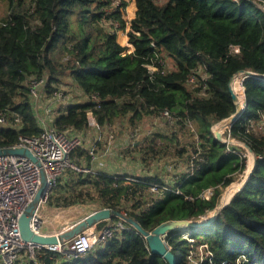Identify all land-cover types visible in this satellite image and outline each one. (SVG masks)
<instances>
[{"label": "trees", "instance_id": "16d2710c", "mask_svg": "<svg viewBox=\"0 0 264 264\" xmlns=\"http://www.w3.org/2000/svg\"><path fill=\"white\" fill-rule=\"evenodd\" d=\"M255 1L264 4V0H136L127 31L134 50L124 52L117 31L127 27L125 0H8L5 24L0 23V111L7 116V123L0 124V146L43 129L27 84L31 75H47L50 96L70 74L89 97L56 114L52 125L58 129H86L89 111L100 125L127 116L136 125L145 115L169 108L178 121L196 124L198 143L187 171L169 181L159 174L69 168L48 202L58 207L95 201L99 207L125 210L147 231L164 221L199 219L216 209L226 186L246 165L245 157L215 137L212 125L236 111L229 89L235 72L249 68L264 76V9ZM120 39L125 42L124 36ZM232 44L239 46L238 52L231 51ZM163 55L174 62L165 71L159 61ZM200 62L210 74L207 96L195 95L185 84L188 72ZM148 64L158 69L150 71ZM244 85L246 107L233 121L231 134L248 141L259 154L264 134L249 125L264 114V78L250 75ZM96 90L99 102L91 97ZM90 157L82 144L71 154L79 166L85 161L88 166ZM153 184L159 191L151 190ZM208 188L212 192L205 197L202 193ZM117 219L115 215L97 225ZM127 226L104 249L70 261L44 249L38 251L37 263L27 264H168L150 250L143 234L131 223ZM187 229L194 243L183 237L181 228L165 236L178 264H191L189 255L201 244L210 250L201 264H210V259L216 264L226 259L233 264H264V156L213 222Z\"/></svg>", "mask_w": 264, "mask_h": 264}, {"label": "built area", "instance_id": "2783aa9c", "mask_svg": "<svg viewBox=\"0 0 264 264\" xmlns=\"http://www.w3.org/2000/svg\"><path fill=\"white\" fill-rule=\"evenodd\" d=\"M4 23V21L0 22ZM232 52H238L239 46L231 45ZM163 65L162 71H165V60L163 57L159 58ZM147 67L150 71L157 70L158 67L153 64H148ZM245 72L238 71L234 77L232 88L237 94V100L234 101L240 106L241 114L246 107V88L244 81L250 75H257L264 78L263 75L257 74L251 69H244ZM210 74L207 70L205 62H200L195 67L191 68L185 78V84L188 89L195 95L207 96L208 78ZM27 84L36 114L42 125V131L37 134H20L18 141L9 146L14 147H28L35 160L25 154L5 153L0 154V260L2 264H27L30 261L38 262V251L47 249L54 252L62 253L65 257L77 258L86 254L89 250L97 244H106L115 236L116 232L128 228L127 220L123 217L114 222L105 223L99 227L97 223L89 226L81 232L75 234L70 239L61 241L59 235L65 230L74 226L81 218H84L89 213L81 218L76 217L72 223H64L60 228L51 226L53 223H43L42 208L44 205L50 206L48 199L53 189L58 183L59 178L63 173L73 168L78 171L93 172L92 168L88 166H79L71 159V154L74 149L83 144V136L74 130L58 129L49 121V115L53 111L52 108L56 103H68L64 100L65 94L60 91L59 87L52 95H47L48 77L47 75H31ZM45 94L47 97L46 103L40 109L41 95ZM91 97L94 101H101L100 93L96 90L93 91ZM150 108H155L150 105ZM236 112V111H235ZM232 113V114H235ZM240 114V115H241ZM162 117L169 120L173 119V112L169 108H164L160 111ZM19 118L17 117L16 120ZM7 123V116L0 111V124ZM233 121L230 116L223 118L212 125V130L219 129L222 133V141L228 143L229 149L238 151L243 157L248 156V153H254V159L262 158L264 150L256 154L248 141L239 139V145L233 143L235 137L231 134V125ZM264 124V114L260 120L252 121L249 129H261ZM100 124L96 120L94 114L88 112V125L100 129ZM255 132V131H254ZM138 130H132L131 136L136 137ZM224 135L226 137H224ZM237 149H236V148ZM243 148L245 151H243ZM42 172L46 174V184L43 188L42 196L36 205L35 211L30 218V227L36 233L45 236H57L58 241L55 243H39L32 240H26L21 233L20 217L25 211L26 207L33 200L37 191L42 184ZM234 182V181H233ZM151 190L159 191V186L156 184L151 185ZM178 191V190H177ZM212 192V188L203 191V195L208 197ZM71 206H79L73 204ZM51 207V206H50ZM53 207V206H52ZM60 207V206H59ZM63 208V207H60ZM122 213L127 216V212L122 210ZM109 219V218H107ZM104 220V219H102ZM100 228V232L98 231ZM182 235L192 243L195 239L187 228L182 229ZM202 254L199 260L194 259L193 251L189 255V262L191 264H201L206 256H209L210 250L208 244H201L199 246ZM210 264H216L211 259ZM219 264H233L229 260H223Z\"/></svg>", "mask_w": 264, "mask_h": 264}, {"label": "rangeland", "instance_id": "374dc122", "mask_svg": "<svg viewBox=\"0 0 264 264\" xmlns=\"http://www.w3.org/2000/svg\"><path fill=\"white\" fill-rule=\"evenodd\" d=\"M117 2L119 0H116ZM127 2V6L123 11V15L126 19V21H130L131 25V20H129L130 17L133 15L131 14L130 8H133V3L135 0H125ZM257 5L262 7L264 9V4L260 3L259 1H255ZM8 0H0V22L3 21V17H5L8 14ZM132 15V16H131ZM130 25L127 23V29H130ZM127 29H119L117 31V37L118 41L120 43H124L120 38L121 36H127V42L132 44L129 41V36L127 34ZM126 42V41H125ZM127 42H126V49L125 51H132L127 47ZM163 58L165 60V68H172L174 66L173 59L171 57H168L163 55ZM59 89L60 91L63 92V95L65 94L64 100L67 99V101H71L72 103H83L89 99L86 93H84L83 89L74 81L72 76L68 74L64 80L59 84ZM48 95V92H47ZM40 99V104L44 100H47V97L45 94L41 95ZM60 103H56V106H54L53 111L49 115V119L52 121L54 120L56 114L58 113V110L61 106ZM127 117H119L116 122H118V125L115 127L117 131H122L123 129L126 128V125H123V121L127 120ZM129 121V119H128ZM128 129H137L139 134H146L147 131L148 133L152 132V134L156 135L153 140L147 139L146 137L144 138L143 142L140 144V147L138 150H136V153L140 152L141 155L143 156V162L147 166H151L152 162H156L155 160L157 159L158 161H163V163H167L169 165L173 164V167H178L180 165H185L189 166L192 164L191 160V152L193 151V148L196 147L197 145V140H196V124L193 121H178V117L173 115V119L169 120L166 117H162L160 114H148L145 115L136 125H132L129 123ZM120 128V129H119ZM114 128H112L113 130ZM257 134H264V124L261 129L254 130ZM151 134V133H150ZM224 137H226L224 135ZM236 145L240 144V140L237 138H232ZM134 142V140H132ZM150 145H154L155 149L157 152L153 154L152 147ZM127 154H132L134 149H132V143L129 144V147L123 150ZM243 151L245 149L243 148ZM254 155V153H248V156H246V165L245 168L241 171L238 172L235 175V180L234 182L238 185H240L241 182H243L244 178L246 177V171L250 169L251 164V156ZM253 157V156H252ZM145 158V159H144ZM162 159V160H160ZM254 161V157H253ZM149 168L151 169L152 167ZM65 173V172H64ZM64 173L62 176H64ZM240 181V182H239ZM230 185V184H229ZM227 187V186H226ZM239 187V186H238ZM226 189V188H225ZM224 189V191H225ZM224 191L221 195V198L223 197ZM220 198V200H221ZM82 205V207L77 208V209H67L66 207L64 208H59L63 212H70L69 219H75L76 217L79 216L80 212H84L85 209H94L96 207H99L95 201H88L86 204H78ZM48 206V205H47ZM44 205V208L47 207ZM50 208V206H48ZM73 207V206H72ZM48 210V208H46ZM73 212V213H72ZM214 210L208 211L206 215H203L202 217L199 218L202 219L205 216H209L210 214H213ZM98 231L100 232V228L98 227ZM106 246L105 244H97L95 246V250H100L104 249ZM201 250L200 248L194 249L193 250V256L194 259L199 260L201 257ZM64 255L62 253L59 254L58 259L59 260H64ZM0 264H2V261L0 260Z\"/></svg>", "mask_w": 264, "mask_h": 264}, {"label": "crops", "instance_id": "0c3cea01", "mask_svg": "<svg viewBox=\"0 0 264 264\" xmlns=\"http://www.w3.org/2000/svg\"><path fill=\"white\" fill-rule=\"evenodd\" d=\"M133 16L129 18L131 20L137 10V5H136V0L133 3ZM127 23L130 25V21L127 20ZM127 29V27H126ZM129 29V28H128ZM127 29V30H128ZM127 36H125V41L127 42ZM126 42L123 43V45L126 44ZM122 44V43H121ZM126 46V45H125ZM127 47L131 49L132 51L134 50V45L130 44L127 42ZM44 103L46 101H42L40 104V109L44 106ZM59 102L58 104H60ZM72 103L69 101L68 103L61 104L58 112L61 109H65L66 105ZM118 119V118H117ZM116 119V120H117ZM127 119V118H126ZM114 120L111 123L101 125L100 129L95 128V127H89L86 128L79 133L83 136V147L88 150L90 153V164L88 165L90 168H92L93 172L97 173L98 171H103L107 172L109 174H114V173H127L129 175H150V174H159L161 177L165 178L166 180L172 181L173 175L179 172H185L189 168L188 166L185 165H180L178 167H173V164L169 165L167 163H163V161H158L157 159L155 160L156 162H152L151 169L149 166H147L143 162V156L141 155L140 152L136 153V150L139 151L140 144L143 142L144 138L146 137L147 139L153 140L156 135L152 134V132L148 133L149 131L146 132V134H139L137 133L136 137L131 136L132 130H137V129H128L129 121L124 120L123 125H126V128L123 129L122 131H117L115 127L118 125V122ZM49 121L52 123V121L49 119ZM112 128H114L112 130ZM120 129V128H119ZM134 140V142H132ZM132 143V149L134 151L132 152L133 155L125 153L123 150L129 147V144ZM162 160V159H160ZM88 164L85 161V165ZM80 204V203H77ZM47 206V205H46ZM51 207L48 210L46 208H42V213H43V218L44 221L43 223H52L51 226L55 228H60L65 222L66 223H72L74 222V219H69V213L70 212H63L59 208L60 207H66L67 209H77L82 207V205L79 206H53L50 205ZM101 207H96L94 209H85L84 212H80L78 218L83 217L87 213H90L94 211L95 209H98ZM73 213V212H72ZM64 226V225H63ZM95 247H93L91 250H94ZM44 250V249H43ZM91 250H89L87 253H89ZM86 253V254H87ZM84 254V255H86ZM82 255V256H84ZM79 256V257H82ZM64 257V260L67 258V260H73L76 258H71V257ZM77 257V258H79Z\"/></svg>", "mask_w": 264, "mask_h": 264}, {"label": "water", "instance_id": "95a60500", "mask_svg": "<svg viewBox=\"0 0 264 264\" xmlns=\"http://www.w3.org/2000/svg\"><path fill=\"white\" fill-rule=\"evenodd\" d=\"M238 71L245 72L244 69H240ZM236 73H234L229 80V89H230V92H231V95H232V98L234 101L237 100V94L234 92V90L232 88V83H233V80H234ZM235 106H236L235 114L230 115V120H232V121H234L241 114L239 104L236 103ZM213 132L215 134V137L218 140H222V133L219 129H215ZM5 153L25 154L34 160L36 159L35 156L33 155L32 151L28 147L0 146V154H5ZM256 164H257V159L254 160V166H253L252 170L250 171V173L248 174L246 180L248 179V177L253 172V169H254ZM45 184H46V174H45V172H42V184H41L39 190L37 191L36 195L34 196L33 200L26 207L25 211L22 213V215L20 217V229H21L22 236L26 240H32V241L39 242V243H55L58 241L57 236L41 235V234L36 233L30 227V218L35 211L37 203L39 202L41 196L43 195L42 192H43V188L45 187ZM244 184H245V182L243 183V185ZM243 185L241 186V188L243 187ZM239 190H237V191H239ZM231 198H230V200H231ZM230 200L227 203L223 204L222 198H221V200H219V202H218L216 209H214L213 214H210L209 216H205L204 218H202L200 220L199 219H197V220L176 219V220L164 221V222H161L160 224H158L154 229H152L150 231L145 230L141 226V224L139 222H137L136 220H134L133 218L125 216L122 213V211H119L117 209H113L110 207H101V208L95 209L94 211L90 212L87 216H85L84 218H81L79 220V222H77L74 226L65 230L62 234L59 235V239L61 241H64L66 239H70L75 234H77V233L81 232L82 230L88 228L89 226L97 223L98 221H100L102 219L112 218L113 216L116 215V216L123 217L124 219H126L127 222L131 223L141 234H143V236L145 237V239L148 242V246H149L150 250L153 253H155L159 256H162L168 262V264H178L179 257H177V255L167 245V242L165 240L166 234L170 230L175 229V228L183 229V228H187V227H198L201 225L210 224L211 222H213V220L215 219V217L217 216L219 211L224 206H226L230 202Z\"/></svg>", "mask_w": 264, "mask_h": 264}, {"label": "bare ground", "instance_id": "6f19581e", "mask_svg": "<svg viewBox=\"0 0 264 264\" xmlns=\"http://www.w3.org/2000/svg\"><path fill=\"white\" fill-rule=\"evenodd\" d=\"M253 156V155H252ZM251 156V167L249 170L246 171V177L244 178L243 182L240 183V185L237 186V184L235 182L230 183V185H228L224 191L223 197H222V203L225 204L227 203L230 198L234 195V193L239 190L241 188V186L243 185V183L245 182L248 174L250 173V171L252 170L253 166H254V161H253V157ZM255 160V159H254ZM240 182V181H239Z\"/></svg>", "mask_w": 264, "mask_h": 264}]
</instances>
